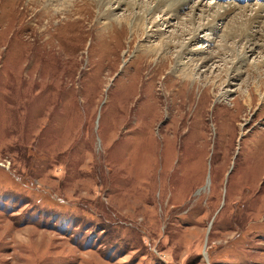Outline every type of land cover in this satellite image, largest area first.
<instances>
[{
    "label": "rangeland",
    "instance_id": "374dc122",
    "mask_svg": "<svg viewBox=\"0 0 264 264\" xmlns=\"http://www.w3.org/2000/svg\"><path fill=\"white\" fill-rule=\"evenodd\" d=\"M157 1L0 0V264H264V0Z\"/></svg>",
    "mask_w": 264,
    "mask_h": 264
},
{
    "label": "bare ground",
    "instance_id": "6f19581e",
    "mask_svg": "<svg viewBox=\"0 0 264 264\" xmlns=\"http://www.w3.org/2000/svg\"><path fill=\"white\" fill-rule=\"evenodd\" d=\"M32 1V0H31ZM93 1H98L97 3L99 4V6H100V8L101 7H105L107 4H109V3H111V2H113V1H116V2H119L120 3V0H85V4L87 5V6H89V5H92V3H93ZM36 2V1H35ZM167 2V1H166ZM190 2V0H169V3H167V9H166V12L165 13H172V15H176L177 14V12L182 8V7H184V6H186L188 3ZM162 5H164V0H158L157 1V4L155 5V10H161V7H162ZM108 6V5H107ZM99 8V9H100ZM174 8V9H173ZM231 8V7H230ZM62 9H67V7L65 6L64 8H62ZM107 9V8H106ZM225 9V8H224ZM262 9H263V7H262V5H259V11L257 10L256 12H255V15H254V17L251 19V21L250 22H254V21H256L257 20V18L259 17V12L260 11H262ZM108 10H109V8L107 9V10H105L106 12H105V14H107V15H109L108 13ZM61 12H63V10H60ZM59 12V11H58ZM64 12H65V10H64ZM229 11H227L226 9L220 14H218L217 15V17L218 16H223V14L225 15L226 13H228ZM171 15V16H172ZM135 21H133L132 23H133V25H132V27H137L138 28V25L140 24V22H141V20L143 19V16L141 15V16H137V17H135ZM218 19V18H217ZM113 20H115L116 21V23H118L120 26L122 25V24H124V23H126V24H128L129 25V20H128V18L126 17V16H123V17H117L116 19L114 18ZM214 20V19H213ZM166 21H168V19L167 20H165V22ZM248 21V23L250 24V22ZM247 22V21H246ZM246 22L245 23H243V24H241V25H243V27H242V29L243 28H247L248 26H247V24H246ZM157 23H155L154 25H156ZM248 24V25H249ZM238 26V25H237ZM232 29V28H231ZM241 27H236V29H234V30H236V31H240V35H244V34H242V32L244 31H242L241 32ZM235 32V31H234ZM163 47V46H162ZM147 51V50H146ZM184 51H186V49L184 48ZM181 52V54H182V51H180ZM179 53V52H178ZM180 54V55H181ZM178 60V59H177ZM179 61H177V63H178ZM187 77V76H186ZM261 85L259 84V85H256V89L257 88H259ZM262 101H264V96L263 97H261V102ZM262 162V161H261ZM258 163L259 164V166L261 165H263V163ZM262 168V167H261Z\"/></svg>",
    "mask_w": 264,
    "mask_h": 264
}]
</instances>
